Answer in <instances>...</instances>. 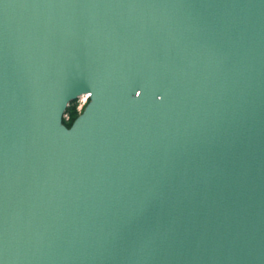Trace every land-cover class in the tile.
<instances>
[{"label": "water", "instance_id": "water-1", "mask_svg": "<svg viewBox=\"0 0 264 264\" xmlns=\"http://www.w3.org/2000/svg\"><path fill=\"white\" fill-rule=\"evenodd\" d=\"M0 264H264V0H0Z\"/></svg>", "mask_w": 264, "mask_h": 264}, {"label": "trees", "instance_id": "trees-1", "mask_svg": "<svg viewBox=\"0 0 264 264\" xmlns=\"http://www.w3.org/2000/svg\"><path fill=\"white\" fill-rule=\"evenodd\" d=\"M66 113L69 115V118L66 119L64 118V122L68 125L71 126L73 121L77 118V116L81 113L78 108H77V104L76 101H73L70 103V105L68 106Z\"/></svg>", "mask_w": 264, "mask_h": 264}, {"label": "built area", "instance_id": "built-area-1", "mask_svg": "<svg viewBox=\"0 0 264 264\" xmlns=\"http://www.w3.org/2000/svg\"><path fill=\"white\" fill-rule=\"evenodd\" d=\"M79 99V104H78V110L81 112L82 109L84 108L87 100L89 99V95L86 94V95H83L81 97L78 98ZM78 99H77V102H78ZM65 118L68 119L69 118V115L67 113H65Z\"/></svg>", "mask_w": 264, "mask_h": 264}, {"label": "rangeland", "instance_id": "rangeland-1", "mask_svg": "<svg viewBox=\"0 0 264 264\" xmlns=\"http://www.w3.org/2000/svg\"><path fill=\"white\" fill-rule=\"evenodd\" d=\"M89 100V99H88ZM88 100H87V102H88ZM87 102H86V104H87ZM76 104H77V107H78V104H79V99H78V102H77V100H76ZM85 104V105H86ZM85 107V106H84ZM84 109V108H83ZM83 109H82V111H83Z\"/></svg>", "mask_w": 264, "mask_h": 264}]
</instances>
